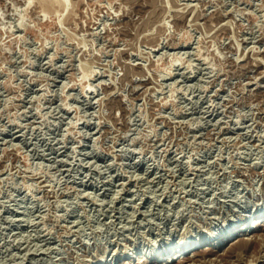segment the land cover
<instances>
[{"label":"rangeland","instance_id":"1","mask_svg":"<svg viewBox=\"0 0 264 264\" xmlns=\"http://www.w3.org/2000/svg\"><path fill=\"white\" fill-rule=\"evenodd\" d=\"M28 1L0 0V264H179L264 214V0Z\"/></svg>","mask_w":264,"mask_h":264},{"label":"bare ground","instance_id":"2","mask_svg":"<svg viewBox=\"0 0 264 264\" xmlns=\"http://www.w3.org/2000/svg\"><path fill=\"white\" fill-rule=\"evenodd\" d=\"M48 1H50V0H48ZM48 1L47 0H40L41 3L48 2ZM50 2H53V4L55 6L58 3L59 5H61L63 7L62 8L63 10L64 9L65 10L67 9L68 3H69L68 0H51ZM28 3H31L30 0L28 1ZM59 5H58V7H59ZM48 6H50V5H47V6L44 5L45 8H48ZM48 10L49 9H47L46 11H48ZM229 229H230V231L229 232H226L225 236L218 243L215 242L214 244H211V246H207V244H206V246L201 247V248H198L196 250L190 249L192 247L190 246V242L188 241V239H186L185 241H183L182 243H180L179 246L177 247V248H181L180 253H182L184 251L183 255L181 254L179 257H177L173 261H178L179 264H197V263H199V264H220V262H222V261H224L226 263L229 262V263H232V264H246L244 262L243 255H247L246 253H249L250 254V252L252 250L256 249L257 247H259L262 244L260 242L261 239L258 238V234H256V233L258 231H260L262 233L264 232V214L257 215L255 218H253V219H251L249 221H246L242 225H232L231 224V226L229 227ZM261 236L264 237V234H261ZM262 241H263V239H262ZM204 243H205V240L200 241V244L203 245ZM222 247H227V249L224 251V253H222V254L220 253V255L219 254L216 255L217 252H218L217 249H220ZM188 248L191 251L189 250V252H186L185 250L188 249ZM191 252H194V256L192 258L187 257L188 255H186V254L187 253H191ZM165 255L166 254L161 255V256L158 257L159 259L162 258V261L163 262L161 264H169L170 259H166L167 260L166 261L167 263H164L165 258H166ZM177 255H178V252L176 251L174 253V256H177ZM252 255H253V253H252ZM260 255L261 254L259 253V256ZM212 256H216V257L215 258H211ZM148 259L149 258L147 256L146 257H141V258L138 259V263L139 264L140 263L144 264L145 262L148 261ZM255 259H257V258H255ZM232 260L234 262H232ZM124 263L125 264H131V261L128 262V263L127 262H124Z\"/></svg>","mask_w":264,"mask_h":264}]
</instances>
